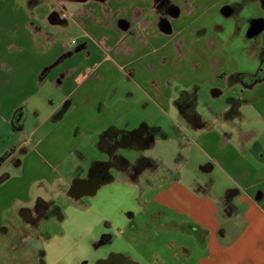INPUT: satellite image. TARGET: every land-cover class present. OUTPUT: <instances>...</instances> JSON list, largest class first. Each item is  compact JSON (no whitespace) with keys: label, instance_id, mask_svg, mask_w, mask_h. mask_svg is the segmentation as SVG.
<instances>
[{"label":"crops","instance_id":"1","mask_svg":"<svg viewBox=\"0 0 264 264\" xmlns=\"http://www.w3.org/2000/svg\"><path fill=\"white\" fill-rule=\"evenodd\" d=\"M27 1L0 0V235L19 225L34 194L42 198L43 183L77 206L105 186L144 184L135 253L113 252L123 263L264 264V148L244 137L253 128L241 119L221 120L235 101L233 116L252 100L264 116V79L211 108L228 76L217 56L230 58L221 28L206 22L236 0H208L199 13L186 10L197 0H132L129 12L120 10L123 0H29L31 9L46 7L31 25ZM61 27L79 40L62 45ZM188 58L218 69L204 74ZM28 101L35 126L14 137L11 122L16 131L25 126ZM105 132L125 135L110 156ZM141 157L149 166L134 175ZM111 159L109 178L71 193L74 180ZM156 227L170 249L164 256L139 248L156 243Z\"/></svg>","mask_w":264,"mask_h":264},{"label":"rangeland","instance_id":"2","mask_svg":"<svg viewBox=\"0 0 264 264\" xmlns=\"http://www.w3.org/2000/svg\"><path fill=\"white\" fill-rule=\"evenodd\" d=\"M207 1L208 0L193 1L194 3L190 4L186 10H188V13L196 10L197 12H202L204 10L203 4ZM42 2L44 6L50 3L46 0ZM33 5L30 4L29 0L25 4L29 12L28 25H31V23L38 24L35 19L36 16L45 14L44 9H46V7L40 5L37 9H31ZM132 5V0H123L120 10L129 12ZM182 6L183 4L179 7L182 8ZM220 9L221 8L217 9L213 14L211 13V18L206 22V26L209 29H216L215 27L218 25L219 28H221L218 30L217 34L222 41L224 51L230 58V60H227L225 57L217 56L218 59L227 61L224 67H220V72H227L228 76L234 73L244 75L255 74L261 65L259 52L261 48H264V31L258 36L248 39L246 38L248 34L246 22L257 16L264 18V3L262 0H247V2H243L242 7L230 17H224ZM47 15H49V13H47ZM236 22H239L238 26L235 24ZM53 26L59 27V25ZM13 35L14 34H11L10 36L12 37ZM58 36L62 45L66 41L70 42L74 40L75 42L76 39L77 41L79 40V32L71 27H61ZM74 46L75 45L71 44L68 49ZM188 60L189 65H198L197 70L203 71L204 74L208 73L210 70L215 71L218 69L216 63H213V65L203 64L202 66L204 67L201 69L200 62H190L189 58ZM238 87L237 84L229 86L228 82H225L226 91L224 95L217 97L214 100L217 103L213 101V103H211V108L222 105L230 95L238 97L241 93ZM131 89L132 88H130V90ZM208 91L210 92V89H208ZM245 97L247 98L248 95H245ZM137 101L142 102V97H137ZM255 102L256 101L252 100L242 105L240 108L242 111L241 118L233 116L234 113L232 111L223 114V118L220 115L219 118L221 117V120L229 118L230 122H239L238 119H241V122L246 123V127L253 128V130L249 129L250 131H244V137L246 139L252 138V143L258 142L264 148V116L258 113L256 109L257 106L254 105ZM24 106L28 107V116L25 120V126L16 131L14 122H11L10 125L11 134H14V137L16 134H22L23 132L28 134V132H31V128L35 126V120L30 115L32 110L30 109L32 108L31 102L28 101ZM44 108L45 107H42V112L45 110ZM149 108H151V106L145 109ZM204 108L205 110L209 108V103L206 101ZM144 110H141V112ZM40 118L41 115L37 120H40ZM49 127H51V124H47V126L43 125L44 129ZM2 129L9 130V126L7 128L3 127ZM12 165L14 164L12 163ZM7 169L11 170L12 176L16 172V169L12 167L11 164ZM143 186L144 184H139L136 187L133 186L126 189L125 187L114 185L111 187L105 186L99 190L96 197H86L81 205L77 206L78 203L73 201L70 197L58 193V186H50L43 183V187L40 189L42 200L46 203V216L38 221V230L33 232V235H30L29 239L34 243L36 251L44 252L45 256L43 257L41 255V257L44 259L45 264H97L99 259L106 260L111 252L135 253V229L132 228L130 223L128 224L130 218L129 213L135 216V214L142 211L139 205H142V202H144V198L140 193ZM35 197H37V195L34 194L31 202L28 204L29 206H34L33 199H35ZM56 208L61 212V217L58 216V213L54 212ZM140 215H142V213H140ZM155 230H158V228L156 227ZM157 236V241L154 245L147 247L141 245L139 248H143V250L149 253H160L163 256L168 251L170 253V249L168 250L164 243L166 235L158 230ZM46 237H49V240H45ZM5 238L8 237L0 235V241L8 243L10 239L5 240ZM172 238L178 240L179 236L173 235ZM14 249L17 250L15 251ZM6 254L5 264H28L26 258L23 256L24 248H19V246L15 248L10 247V251H7ZM167 262H170L169 258ZM0 264H3L1 260ZM171 264H178V262Z\"/></svg>","mask_w":264,"mask_h":264},{"label":"flooded vegetation","instance_id":"3","mask_svg":"<svg viewBox=\"0 0 264 264\" xmlns=\"http://www.w3.org/2000/svg\"><path fill=\"white\" fill-rule=\"evenodd\" d=\"M264 3V0H262ZM242 1H228L224 3L220 8L221 13L224 15V17H230L233 16L238 9L242 7ZM174 11H177V7H171ZM172 10V11H173ZM260 17V16H257ZM253 18L249 19L246 22V25L248 26V34H251L255 31V22L252 21ZM163 22V21H162ZM161 22V23H162ZM235 24H239V22H236ZM256 37V36H255ZM254 37H250L248 39H252ZM259 56L261 59V65L257 72L264 73V48L260 49ZM225 75H221L220 77L223 78ZM264 79V78H263ZM225 82H228V85H235L237 84L240 88V92L244 89L251 88L254 84L257 82H252V79L247 77L244 74L234 73L233 75L225 76ZM192 100L190 99H183L180 98L178 101L179 106H182L183 108H190ZM238 102L235 101L230 106V111H234L233 109L237 107ZM101 137L105 140V142L108 145H104V147H108V156L111 155L112 151L111 149H115L117 143H121L125 137L124 134H113L110 132H105L101 135ZM123 139V140H122ZM124 143V142H122ZM114 160V159H113ZM112 159L110 161L101 162L96 164L90 171V173L87 175V177L74 180L71 185V193L74 195H81L82 193H88L91 191V188L98 183V181L105 180L108 177V175L105 174V169L108 167V165L113 161ZM147 166H149L148 159L145 158H139L137 160V163L135 164V173L134 175L141 173ZM135 178V177H134ZM86 196V195H84ZM83 196V197H84ZM34 206L31 207L28 204L23 209L22 214V220L19 223V225H11L5 229V238L10 239L8 243H5L4 241H0V260L3 264L6 259V252L10 251L11 248H15L16 246H19V248H24V257L26 258V262L28 264H45L44 259L41 257V255L44 257L43 251H36L34 243H32L29 239L30 235H33L32 233L37 231L38 229V221L40 219H43L45 215V204L39 197H35L33 199ZM32 201V202H33ZM82 203V202H81ZM55 213H58V216L61 217V212L59 209H54ZM130 215L129 222L130 225L133 227L134 225V215ZM45 240H49V237H46ZM110 241V240H109ZM15 251L17 249H14ZM12 251V250H11ZM6 254V255H5ZM5 255V256H4ZM11 255V254H10ZM4 256V257H3ZM10 257V256H9ZM43 259V260H42ZM44 261V263H43ZM97 264H134V263H123L121 261V258L116 254L111 252L106 260L99 259V262Z\"/></svg>","mask_w":264,"mask_h":264},{"label":"water","instance_id":"4","mask_svg":"<svg viewBox=\"0 0 264 264\" xmlns=\"http://www.w3.org/2000/svg\"><path fill=\"white\" fill-rule=\"evenodd\" d=\"M252 21H254L255 24V31L251 34H248L249 37L258 35L263 29H264V18H253Z\"/></svg>","mask_w":264,"mask_h":264},{"label":"trees","instance_id":"5","mask_svg":"<svg viewBox=\"0 0 264 264\" xmlns=\"http://www.w3.org/2000/svg\"><path fill=\"white\" fill-rule=\"evenodd\" d=\"M247 77L252 79V82L260 81L264 78V73L256 72L255 74H245Z\"/></svg>","mask_w":264,"mask_h":264},{"label":"built area","instance_id":"6","mask_svg":"<svg viewBox=\"0 0 264 264\" xmlns=\"http://www.w3.org/2000/svg\"><path fill=\"white\" fill-rule=\"evenodd\" d=\"M72 43L74 42V40L71 41Z\"/></svg>","mask_w":264,"mask_h":264}]
</instances>
